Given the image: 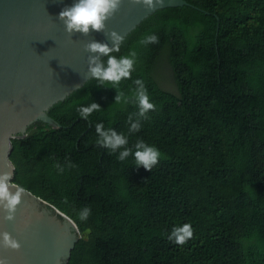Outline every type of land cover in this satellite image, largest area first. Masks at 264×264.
I'll return each instance as SVG.
<instances>
[{"label":"trees","instance_id":"obj_1","mask_svg":"<svg viewBox=\"0 0 264 264\" xmlns=\"http://www.w3.org/2000/svg\"><path fill=\"white\" fill-rule=\"evenodd\" d=\"M185 1L153 12L113 53L136 52L119 89L130 94L140 79L155 105L140 131H128L136 105L90 78L48 110L59 128L38 122L12 140V182L79 230L67 264H264V0ZM146 34L159 42L139 44ZM91 102L101 110L81 118ZM97 123L129 147H156L158 164L118 160L96 143ZM185 223L193 237L170 242Z\"/></svg>","mask_w":264,"mask_h":264},{"label":"water","instance_id":"obj_2","mask_svg":"<svg viewBox=\"0 0 264 264\" xmlns=\"http://www.w3.org/2000/svg\"><path fill=\"white\" fill-rule=\"evenodd\" d=\"M75 2L0 0V172L12 171L11 180L12 140L26 137L28 128L38 122L59 128L48 110L91 78L84 45L94 40L113 46L104 32L69 37L58 15ZM187 5L185 0H165L162 6L145 10L124 0L121 10L106 22V30L126 37L156 10ZM5 231L21 244L19 251L0 248L6 264H67L79 240L69 217L27 190L14 221L4 220L0 213V233Z\"/></svg>","mask_w":264,"mask_h":264},{"label":"clouds","instance_id":"obj_3","mask_svg":"<svg viewBox=\"0 0 264 264\" xmlns=\"http://www.w3.org/2000/svg\"><path fill=\"white\" fill-rule=\"evenodd\" d=\"M164 2L165 0H128L130 5H139L145 10L155 9L157 5L162 6ZM123 3L124 0H76L72 6L65 7L60 11L58 20L63 23L65 32L69 37L74 33L88 35L90 31H97L104 32L113 42L112 47H109L107 43L94 40L84 45V50L89 53L87 58L88 74L91 79L97 82L98 86L112 87L116 90L115 103L132 102L136 105L138 111L128 117L130 125L128 131L131 134L140 131L141 119H148L147 114L150 111H155V105L150 102L147 88L140 79L134 81L135 88L130 90V94H126L119 89L122 80L131 78L137 55L134 50L119 57L113 55V53L120 51L124 37L115 30H106V22L121 10ZM158 42L159 38L154 34H146L139 40V44L145 46ZM101 55L106 56L107 60H101ZM99 110H101L100 105L91 102L87 106L79 107L77 112L81 118L87 119L94 111ZM95 131L97 135L96 143L110 150L111 153L118 152L117 159L120 161L132 156L135 166H142L151 172L161 158L160 151L143 140H137L132 147H129V140L126 135L118 133L112 128L106 129L103 123H97ZM55 167L60 172L64 171V166L60 164H56ZM66 167L72 168L75 165L69 160ZM11 177L12 171L0 172V213H3V219L6 221L15 220L17 207L21 204L22 197L26 193V189L18 183H13ZM90 215L91 208L88 206H85L78 213L82 222L86 221ZM193 235L192 225L185 223L182 226H174L167 239L172 243L183 246ZM0 248L19 251L21 244L9 232L5 231L0 233ZM0 264H6V260L0 258Z\"/></svg>","mask_w":264,"mask_h":264},{"label":"rangeland","instance_id":"obj_4","mask_svg":"<svg viewBox=\"0 0 264 264\" xmlns=\"http://www.w3.org/2000/svg\"><path fill=\"white\" fill-rule=\"evenodd\" d=\"M167 89H169V88H171V89H169V90H172L173 91V88L171 87V85H168V87L167 86H165Z\"/></svg>","mask_w":264,"mask_h":264}]
</instances>
